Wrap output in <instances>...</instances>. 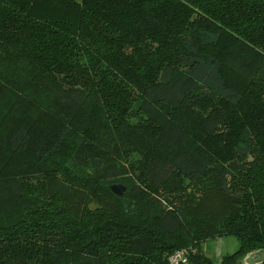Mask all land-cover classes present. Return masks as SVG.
I'll return each instance as SVG.
<instances>
[{
  "label": "trees",
  "instance_id": "obj_1",
  "mask_svg": "<svg viewBox=\"0 0 264 264\" xmlns=\"http://www.w3.org/2000/svg\"><path fill=\"white\" fill-rule=\"evenodd\" d=\"M182 249L264 250V0H0V264Z\"/></svg>",
  "mask_w": 264,
  "mask_h": 264
},
{
  "label": "crops",
  "instance_id": "obj_2",
  "mask_svg": "<svg viewBox=\"0 0 264 264\" xmlns=\"http://www.w3.org/2000/svg\"><path fill=\"white\" fill-rule=\"evenodd\" d=\"M204 247L203 253L219 263L222 257L236 253L239 249V243L236 238L228 236L209 241Z\"/></svg>",
  "mask_w": 264,
  "mask_h": 264
},
{
  "label": "water",
  "instance_id": "obj_3",
  "mask_svg": "<svg viewBox=\"0 0 264 264\" xmlns=\"http://www.w3.org/2000/svg\"><path fill=\"white\" fill-rule=\"evenodd\" d=\"M110 190L118 197L125 196L127 187L124 184H113ZM264 262V250L255 251L242 259V264H261Z\"/></svg>",
  "mask_w": 264,
  "mask_h": 264
},
{
  "label": "built area",
  "instance_id": "obj_4",
  "mask_svg": "<svg viewBox=\"0 0 264 264\" xmlns=\"http://www.w3.org/2000/svg\"><path fill=\"white\" fill-rule=\"evenodd\" d=\"M188 255V250H178L169 257L168 264H188Z\"/></svg>",
  "mask_w": 264,
  "mask_h": 264
},
{
  "label": "rangeland",
  "instance_id": "obj_5",
  "mask_svg": "<svg viewBox=\"0 0 264 264\" xmlns=\"http://www.w3.org/2000/svg\"><path fill=\"white\" fill-rule=\"evenodd\" d=\"M212 243V242H211ZM206 245V243L205 244H203V246H202V250H204L205 249V246ZM201 250V252L203 253V251Z\"/></svg>",
  "mask_w": 264,
  "mask_h": 264
}]
</instances>
